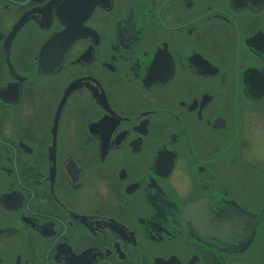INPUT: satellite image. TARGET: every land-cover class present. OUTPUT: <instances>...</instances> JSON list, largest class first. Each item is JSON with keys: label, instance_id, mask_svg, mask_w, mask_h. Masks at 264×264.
Listing matches in <instances>:
<instances>
[{"label": "flooded vegetation", "instance_id": "1", "mask_svg": "<svg viewBox=\"0 0 264 264\" xmlns=\"http://www.w3.org/2000/svg\"><path fill=\"white\" fill-rule=\"evenodd\" d=\"M261 129L264 0H0V264H264Z\"/></svg>", "mask_w": 264, "mask_h": 264}, {"label": "rangeland", "instance_id": "2", "mask_svg": "<svg viewBox=\"0 0 264 264\" xmlns=\"http://www.w3.org/2000/svg\"><path fill=\"white\" fill-rule=\"evenodd\" d=\"M255 122L259 120V115H254ZM259 133L254 134L251 133V137L254 138V141H259L260 149H257L253 155L252 160L256 164V166L263 168L264 167V129L258 131Z\"/></svg>", "mask_w": 264, "mask_h": 264}]
</instances>
